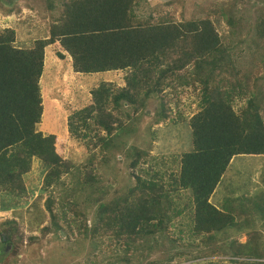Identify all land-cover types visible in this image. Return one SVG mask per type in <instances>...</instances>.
Masks as SVG:
<instances>
[{
    "label": "trees",
    "instance_id": "trees-1",
    "mask_svg": "<svg viewBox=\"0 0 264 264\" xmlns=\"http://www.w3.org/2000/svg\"><path fill=\"white\" fill-rule=\"evenodd\" d=\"M239 1L194 3L185 7L182 0H45V10L52 18L46 30L48 37L37 38L32 47H20L15 45L14 28L1 30L0 191L10 193L12 199L13 196L23 197V175L30 170L33 157L46 167L43 185L47 187L58 183L61 176L71 170V163L56 150L54 135H45L36 129L42 115L39 79L44 48L58 40L55 55L68 60L74 72L90 74L129 69L128 86L147 84V79H153L150 87L140 88L142 93L135 92L132 86L124 87L112 96L111 104L117 110L124 101L137 112L149 95L158 96L153 102L156 106L153 123L167 121L174 128L183 123L189 127L191 148L180 153V172L173 175L163 196L183 189L189 190L190 195L188 203L178 205L169 213L171 209L161 204L160 195H149L147 182L137 174L136 184L126 190L127 195L117 194L105 201L106 190L102 185H95L99 178L88 172L89 186L94 187L92 198L97 204L91 224L85 223L86 211L73 195H65L60 204L70 217L65 210L60 214L53 211L56 200L47 197L45 206L51 217V227L44 226V230L50 232L52 229L51 232L57 233L55 238H60L58 242L64 241L60 234L62 227L66 232L72 231L73 224L79 220L84 227L83 238L98 242L96 249L90 252L89 261L93 262H96V250L102 241L111 238L122 244V239L135 241L148 235L157 238L167 231L171 218L182 216L190 205L193 231L207 235L209 243L219 240L218 236L223 233L228 237L229 248L239 251L240 246L230 239L233 234L252 232L255 238L261 237L264 207L257 202L253 204L254 210L238 207V211L249 217L239 231L234 221L235 211L227 208L228 201L222 205L225 210L210 201L231 158L240 154L264 155V95L258 101L248 91L257 88L260 79L264 80V0L251 4L247 0L242 6H238ZM222 23L227 26L225 33H219L216 28ZM109 83L101 80L90 90L89 101L69 118L71 133L77 137L94 132L102 148L107 150L104 160L114 142L99 136L100 130L110 135L114 128L122 126L132 133L136 119L131 115L134 112L130 114L126 109L114 114L106 111L105 105L110 102ZM166 84L172 88V98L180 87L199 89V109L189 119L178 109L173 110L167 97L169 91L166 93L162 87ZM234 98H245V106L239 112L231 104ZM128 148L121 154L126 157L131 175L142 163L155 158L149 143L147 147ZM136 192L141 197L139 202L134 200ZM11 202L13 200L0 201V209H7ZM254 215L263 221H251ZM181 223H178L180 228ZM18 230L15 225L8 227L0 221L1 260L8 246L11 254H17L21 246L17 244L21 237ZM251 242L255 248L246 247L243 255H264V240L257 244ZM215 249L226 252L221 244ZM154 251L158 252L156 245L150 246L144 259L147 264H159L160 257L163 264H170L174 259L172 254L164 256L160 252L157 255ZM233 254L238 255L237 251ZM175 255L181 258L183 253L176 251ZM41 264L48 262L42 259Z\"/></svg>",
    "mask_w": 264,
    "mask_h": 264
},
{
    "label": "rangeland",
    "instance_id": "rangeland-1",
    "mask_svg": "<svg viewBox=\"0 0 264 264\" xmlns=\"http://www.w3.org/2000/svg\"><path fill=\"white\" fill-rule=\"evenodd\" d=\"M226 1L182 0V4H185V7H190L194 3ZM245 1L247 0L239 1L238 6L245 5ZM253 2L255 0H250V4ZM184 8L183 12L185 13L187 9ZM176 17L178 20L180 19L179 14ZM51 20L49 13L45 10V0H0V31L6 27L14 28L16 46L32 47L37 38L48 37L46 30ZM216 28L219 33L227 32V26L223 23ZM57 43L58 40L45 48V62L40 76L42 115L36 129L45 135L49 133L54 135L56 150L61 152L62 157L71 163V170L63 174L58 183L47 187L43 185L46 167L35 157L30 170L23 175L26 189L23 197L13 196L12 199L10 193L0 191V201L10 202L13 200L10 207L0 210V221L7 224L8 227L15 225L19 229L18 236L21 234L17 242L18 245H21L16 250L17 254H11L10 247L6 248L7 254L2 255L0 264H41L42 259L46 260L48 264H147L144 259L148 256V249L155 245L158 252L154 251L153 253L160 255L162 252L164 256L173 255L174 259L170 264H248L250 262L261 264L258 259L264 260V255L256 256L259 257L258 259L253 257L251 261L246 262L239 257H245L243 253L246 247L255 248L251 241L257 244L264 240V229L261 231L262 236L257 238L253 234L249 236L246 232L240 231L241 225H244L246 220V217L244 219V216L241 215L234 219L239 225L238 230L241 233H235L230 238L232 242L234 241L240 246L239 251L233 247V249L229 248L228 237L225 238L223 233L218 236L219 240L209 243L207 235L197 234L193 231L191 205L184 210L182 216L177 217L178 219L172 217L167 231L157 238L156 235H148L135 241L122 239V244L118 242L119 240L116 242L111 238L105 242L102 241L96 250L98 251L96 262L89 261V259L92 256L91 250L96 249L98 242L87 241L83 238L84 227L81 226L79 220L73 224L72 231L66 232L62 227L60 234L64 241L58 242L59 237L55 238L57 233L51 232L52 229L50 232L44 230V226L51 227V217L45 206L47 197L56 200L53 211L60 214V211L65 210V207H60L64 196L73 195V198L75 197L79 201L80 207L86 211L87 221L85 223L91 224L97 204L92 198L91 190L94 187L89 186L87 177L90 175H87L88 172L99 178L95 185H102L103 190H106L103 194L105 201L117 194L127 195L125 188L136 184L137 174L145 179V183L147 182L146 191L149 195H160L161 204L163 202L166 208L171 209L169 213L180 205L183 206L185 202L188 203L190 195L189 190L183 189L179 192H168L166 196H163L165 190L170 186L169 181L173 175H177L180 171L179 152L191 148V135L189 127H186L184 123L175 128L167 121L153 123L156 108L153 102L158 100V96L149 95L144 106L137 112L132 110L131 104L122 101L121 113L125 109L130 111V114L134 112L131 115L136 117L135 129L132 133H128L122 126L116 127L110 135H106L104 131L100 130L99 136L111 138L115 145L112 144L109 147L110 153L106 155V160H104V155L107 150L102 148L101 141L97 139L93 131L86 137H77L71 133V126L67 124L69 115L75 113L89 101L90 90L94 89L101 80L110 81L107 88L110 102L105 105L106 111L113 114L118 113L120 109H113L111 98L123 89V85L127 82L126 77L130 73L129 69H122L115 73V70L90 74L74 72L68 60H61L55 55V50L59 48ZM166 65L164 63L163 67ZM147 80V84L143 82L142 85H133V83L130 86L134 88L135 92H140V88L146 89L145 86L150 87L152 84L153 79ZM130 86L127 85L128 88H131ZM162 87L166 93L169 91L170 96L167 97L174 106L173 110L178 109L180 113H183L181 115H184L185 119H189L199 109V89L190 86L180 87L177 89L176 96L172 98V88L168 84ZM248 91L253 93L254 99L259 101L264 95V80L260 79L258 87H253ZM244 100L245 98H234L231 101L235 111L239 112L245 106ZM126 121L128 119L124 120V122ZM74 123L76 124V121ZM149 131L153 133V136H150ZM94 141L96 143L93 145ZM148 143L151 154L155 158L142 163L139 166L140 171L135 169L131 175L126 157L121 153L134 145L147 147ZM113 152L115 153L114 158ZM140 186L138 185V187ZM98 195H94V198H97ZM210 200L220 206V209L225 200L228 201V210L233 205L252 207L256 202L260 207H264V155L240 154L232 158L223 180L216 187ZM65 211L70 217L68 210ZM251 221L260 223L261 219H251ZM179 222H182L181 228L178 226ZM251 229H254V225L250 231ZM220 244L226 251L225 253L215 249ZM2 246L3 244L0 243L1 248ZM176 251H181L183 256L180 258L175 255ZM232 251L233 253L237 251L239 256H233ZM160 260L159 264L165 263L162 257Z\"/></svg>",
    "mask_w": 264,
    "mask_h": 264
},
{
    "label": "clouds",
    "instance_id": "clouds-1",
    "mask_svg": "<svg viewBox=\"0 0 264 264\" xmlns=\"http://www.w3.org/2000/svg\"><path fill=\"white\" fill-rule=\"evenodd\" d=\"M6 28H9V27H6ZM47 45H49V44H47ZM46 45V46H47ZM46 46H45V48H46ZM45 48H44V62H45ZM44 64V63H43ZM116 72V71H115ZM127 82H128V80H127ZM127 82H126V84L125 85H123V87L122 88H124V87H127ZM39 85H40V79H39ZM72 115V114H71ZM71 115H69V118H70V116ZM67 124L69 125V119H68V121H67ZM52 134V133H51ZM181 152H179V154H180ZM35 157H33V159H34ZM37 158V157H36ZM180 158V157H179ZM232 159V158H231ZM40 160V159H39ZM41 161V160H40ZM45 172H46V170H45ZM180 172V171H179ZM178 172V173H179ZM225 174V173H224ZM145 180V179H144ZM147 184V183H146ZM132 186H134V185H130L128 188H125V190H127V189H129L130 187H132ZM218 186V185H217ZM26 190V189H25ZM134 196L136 197L134 200L135 201H140V196L137 194V192L134 194ZM211 201V200H210ZM214 204V203H213ZM215 205V204H214ZM216 207H220V206H218L217 204L215 205ZM243 207V206H242ZM235 212H233V215H234V219H235V217H239V216H241V215H243L244 216V219H245V217H246V220L249 218L244 212L242 213L241 211H238L239 210V208H238V206L237 205H233L232 207H231ZM248 208H251V209H253L254 210V207L252 206V207H248ZM220 209V208H219ZM221 209H223V210H225L224 208H222L221 207ZM1 210V209H0ZM6 210V209H5ZM254 213H255V211H254ZM250 218H252V219H257V217H256V215H254V216H251ZM259 219V218H258ZM245 220V221H246ZM263 220H261V222H262ZM263 230V229H262ZM261 230V231H262ZM237 234V233H236ZM239 234V233H238ZM251 234H252V232H251ZM251 234H249V236L251 235ZM262 234V233H261ZM7 248H9V246L7 247ZM233 256H235V257H237V256H239V255H233ZM253 257L254 258H259V257H256V256H252V257H247V256H245V257H239L240 259L242 258L243 259V261L244 262H246V261H251L252 259H253ZM258 261H261V264H262V262L264 261V260H262L261 258L260 259H258ZM253 263V262H252Z\"/></svg>",
    "mask_w": 264,
    "mask_h": 264
}]
</instances>
